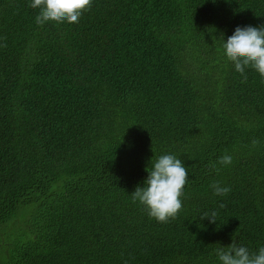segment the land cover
Wrapping results in <instances>:
<instances>
[{
    "label": "trees",
    "instance_id": "trees-1",
    "mask_svg": "<svg viewBox=\"0 0 264 264\" xmlns=\"http://www.w3.org/2000/svg\"><path fill=\"white\" fill-rule=\"evenodd\" d=\"M38 11L0 0V264H217L218 243L264 244V78L221 47L264 27V0ZM165 153L189 179L158 222L131 193Z\"/></svg>",
    "mask_w": 264,
    "mask_h": 264
},
{
    "label": "clouds",
    "instance_id": "clouds-1",
    "mask_svg": "<svg viewBox=\"0 0 264 264\" xmlns=\"http://www.w3.org/2000/svg\"><path fill=\"white\" fill-rule=\"evenodd\" d=\"M90 5L91 0H29V6L39 10L35 17L39 25L49 21L78 23L82 12ZM221 47L236 71L244 75L246 68H251L264 78V27L237 25L231 35L226 39L223 37ZM218 159L221 165L232 162L228 154ZM146 171L148 175L142 186L138 184L131 193L132 200L143 205L150 217L158 222H167L183 206L181 196L189 179L188 169L177 155L165 153L151 160V166ZM212 188L218 196H224L231 190L219 182L214 183ZM213 254L217 264H264V244L253 251L233 240L226 245L218 243Z\"/></svg>",
    "mask_w": 264,
    "mask_h": 264
}]
</instances>
